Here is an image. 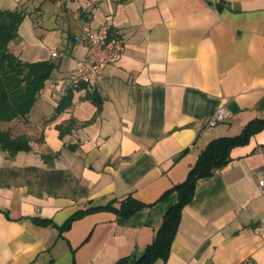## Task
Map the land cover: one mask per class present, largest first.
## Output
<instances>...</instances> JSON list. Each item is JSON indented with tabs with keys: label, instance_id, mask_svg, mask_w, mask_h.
<instances>
[{
	"label": "crops",
	"instance_id": "0c3cea01",
	"mask_svg": "<svg viewBox=\"0 0 264 264\" xmlns=\"http://www.w3.org/2000/svg\"><path fill=\"white\" fill-rule=\"evenodd\" d=\"M0 8L25 13L8 51L54 64L27 116L8 124L31 150L0 151V167L62 170L74 182L69 193L0 183V264H113L140 254L175 201L163 194L205 145L264 118V0H0ZM86 22H109L124 45L101 80L73 88L68 73L86 52L73 40ZM68 91L70 106L56 113ZM220 107L231 116L204 127ZM230 156L196 182L167 259L152 264H264V127ZM127 195L146 206L128 218L87 213L59 230L77 210Z\"/></svg>",
	"mask_w": 264,
	"mask_h": 264
},
{
	"label": "trees",
	"instance_id": "16d2710c",
	"mask_svg": "<svg viewBox=\"0 0 264 264\" xmlns=\"http://www.w3.org/2000/svg\"><path fill=\"white\" fill-rule=\"evenodd\" d=\"M24 15L25 13L21 9L0 8V150L7 152L11 157L18 152H29L31 139L26 133H14L8 124L27 116L37 93L54 68V64L50 61L27 62L8 51L7 43L18 36V27ZM71 97L72 93L68 91L59 101L55 112L60 113L67 109L71 104ZM90 97L99 108L100 96L97 93H92ZM263 127L264 118H254L248 121L236 135L219 136L211 139L198 154L185 179L174 184L163 194L162 197H165L174 193L175 201L163 213L160 225L152 240L140 254L132 253L121 257L113 264H152L157 260L165 261L177 230L181 210L191 201L196 182L201 178L211 176L215 170L224 167L231 160V150L246 145L251 136L258 133ZM58 129L59 136H61L62 131L60 127ZM47 157L43 156V159ZM22 170L37 172L39 185L44 187L47 192L60 188L67 179L66 172L62 170H49L41 173H38L39 169L36 167H25ZM18 171L0 168V183L9 185L5 179L17 175ZM145 206L142 202L127 195L117 205H115L114 200H110L104 205H94L77 210L59 230L67 229L74 219L87 213L105 210L111 211L119 217L128 218ZM36 221L41 225L50 223L41 219Z\"/></svg>",
	"mask_w": 264,
	"mask_h": 264
},
{
	"label": "built area",
	"instance_id": "2783aa9c",
	"mask_svg": "<svg viewBox=\"0 0 264 264\" xmlns=\"http://www.w3.org/2000/svg\"><path fill=\"white\" fill-rule=\"evenodd\" d=\"M109 27V22L97 27H92L86 22L81 33L74 37V46L83 45L86 52L82 58L75 60L68 73L67 80L71 87L75 88L83 83L101 80L104 67L115 63L119 59L124 45V38L118 34H111ZM230 116V111L220 107L212 116L203 120V125L210 128ZM257 185L260 196L264 198V179L259 178ZM256 229L258 230V228ZM241 264L252 263L244 261Z\"/></svg>",
	"mask_w": 264,
	"mask_h": 264
},
{
	"label": "rangeland",
	"instance_id": "374dc122",
	"mask_svg": "<svg viewBox=\"0 0 264 264\" xmlns=\"http://www.w3.org/2000/svg\"><path fill=\"white\" fill-rule=\"evenodd\" d=\"M0 168H9L11 170H17V171L19 170L17 175L9 176L5 179L6 182L8 183H23L29 185V187L33 189L43 188L39 185V179L36 176L37 172L23 171L22 169L25 167H17V166H8V167H0ZM41 172L42 170L39 169L38 173ZM67 180L68 179H65V182L61 185V188L58 190V192L69 193V187L73 186L74 182H69Z\"/></svg>",
	"mask_w": 264,
	"mask_h": 264
}]
</instances>
